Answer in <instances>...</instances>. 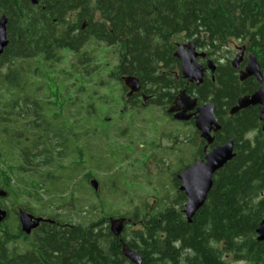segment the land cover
<instances>
[{
  "label": "trees",
  "instance_id": "16d2710c",
  "mask_svg": "<svg viewBox=\"0 0 264 264\" xmlns=\"http://www.w3.org/2000/svg\"><path fill=\"white\" fill-rule=\"evenodd\" d=\"M2 17L7 46L0 55V176L5 155L10 159L19 155L18 171L45 163L47 150L57 146L50 139L57 138L58 125L70 119L67 111L80 114L77 105L87 87L81 69L86 61L79 55L86 43L82 25L95 35L102 20L125 41L134 35L129 45L133 62L123 72L142 82L151 77L167 84L149 59L163 51L169 56V38L179 33L191 37L199 31L211 41L244 35L255 56L264 59V0H39L37 5L30 0H0ZM166 65L173 67L174 62ZM36 89L54 90L59 108L37 101ZM227 89L230 95L236 94L234 82ZM64 92H69V101L64 100ZM247 119L250 125L252 114ZM98 120L88 112L87 124ZM32 131L43 133L44 140L28 135ZM18 141L27 146L22 152ZM37 146L41 151L32 154ZM263 162L261 141L246 156L238 155L216 176L207 202L190 224L182 207L148 215L149 228L131 236L141 250L149 251L147 258L152 262L148 264L175 263V243L192 251L185 264H224L211 246L218 243L234 261L264 264V243L256 241V230L264 219ZM55 168L68 176L74 172L57 162ZM99 239L93 228L85 233L76 228L47 231L29 238L11 224H0V264H80L84 259L85 264H124L120 247L111 248L110 240Z\"/></svg>",
  "mask_w": 264,
  "mask_h": 264
},
{
  "label": "flooded vegetation",
  "instance_id": "af4514ba",
  "mask_svg": "<svg viewBox=\"0 0 264 264\" xmlns=\"http://www.w3.org/2000/svg\"><path fill=\"white\" fill-rule=\"evenodd\" d=\"M101 22L102 20L95 27V35L91 30H87L85 25L81 27L86 43L79 55L86 61L81 69L84 70L82 75L87 87L81 93L77 105L80 114L67 111L70 119L59 124L57 138L50 139L49 143L57 146L47 150L43 156L45 163L30 169L25 166L24 171H18L21 164L18 154L14 159L7 155L3 158L0 208L6 213V218L1 224H11L29 238L47 231L63 232L76 228L85 233L88 228H93L101 242L110 240L111 248L120 247L124 264H132L122 253L124 246L136 253L141 259V264H148L149 251L141 250L140 244L133 242L131 236L149 228L148 215L155 211L184 208L187 197L182 191L183 182L180 176L193 165L203 164L206 157L217 148L232 143L234 157L213 174V186L216 176L238 155L246 156L247 151L253 150L259 141L264 142V116L261 113L263 106H249L233 111L239 99L251 97L261 85L254 76L241 79L250 57L255 58L263 82L264 59L261 61L255 56L244 35L239 38L225 36L223 40L213 41L208 39L206 33L199 31L191 37L184 33L171 35L168 42L171 48L168 50L169 56L164 55L163 51L159 52V56L149 59L157 64L154 68L157 75L168 79L167 84L156 83L151 77L143 82L135 77L138 79L139 89L132 93L126 87L125 79L134 76H129L123 71H129V65L133 62L129 45L135 37L128 35V40L125 41L126 37L119 36L108 24ZM98 30L100 33L97 34ZM190 44L192 47L187 48ZM180 47L182 56L189 61L193 76L199 77V83L184 78L182 64L174 56ZM173 62V67H167V63ZM65 65L67 67L66 63ZM36 82H39L37 78ZM229 82L235 83L237 91L234 95H230L227 89ZM225 87L226 92L220 94ZM35 92L37 101L50 102L59 108L53 97L54 90L36 89ZM64 100H70L69 92ZM66 108L68 109L69 105ZM88 112H93L99 119L98 122L87 124ZM250 114L253 119L250 125H247V116ZM140 126L142 127L137 128ZM143 132H147L148 136L145 137ZM28 135H38L42 137L39 140H44L43 133L38 131H32ZM96 135L102 139L110 137L114 144L121 146L120 157L123 160L130 159L128 150L135 148L136 142L140 143L142 149L133 148V151H140L141 156L134 160V165L129 170L134 175L131 178L137 189L128 190L117 181H105L112 175L111 169L104 172L99 168L92 170L85 167L86 151L95 149L98 145L97 141L93 142ZM18 143L22 152L27 146L21 141ZM37 147L32 154L41 151V147ZM105 154H109V149H106ZM93 158L96 159L95 156ZM56 162L62 167H72L73 175H64L62 170L55 171ZM34 163L37 164L36 161ZM76 163H79L78 168L73 167ZM15 174L27 175L35 181L29 185H21ZM13 177H16L18 182L15 189H12ZM155 178L160 180L156 181ZM92 182L96 184L95 187ZM132 190L144 192L146 196L151 195L152 202L148 204L144 198L136 200ZM260 196L264 197V191ZM25 197L32 202L24 201ZM83 198L89 199L88 208L102 210L99 213V221L92 218L87 220L88 217L84 216L85 210L83 217L76 214L81 221H72V213L68 207L87 208L80 205ZM116 198L121 200L115 201ZM58 205L65 209L66 214L53 210ZM120 206L136 210L141 208L140 215L137 214L133 218L129 214L105 211ZM21 213L32 219L31 224L39 221L37 227L28 235L22 231ZM115 220H122V231L118 237L110 230L111 222ZM129 230L131 232H128ZM103 236L105 237L102 239ZM211 246L219 253L224 264H229L228 259L234 260L231 255L222 253V244ZM174 251L178 256L175 263L168 261L164 264H185L184 259L192 252L182 249L178 243L174 244ZM142 255L146 256L145 260ZM84 262L85 259L80 264H85ZM235 262L233 264H243L240 260Z\"/></svg>",
  "mask_w": 264,
  "mask_h": 264
},
{
  "label": "water",
  "instance_id": "95a60500",
  "mask_svg": "<svg viewBox=\"0 0 264 264\" xmlns=\"http://www.w3.org/2000/svg\"><path fill=\"white\" fill-rule=\"evenodd\" d=\"M33 5H37L39 0H30ZM6 19L2 17L0 19V55L4 48L7 46L6 38ZM191 48L190 44L187 48ZM180 47L174 54L182 64V73L184 78L200 82L199 77H194L192 70L190 69L189 61L184 59L181 53ZM254 76L256 80L261 84L258 91L251 97H243L238 100L237 106L233 111H238L249 106L261 105V113L264 116V82L262 81L257 63L254 57H250L249 64L246 70L242 73L241 79ZM125 85L132 93L137 92L139 89L138 79L135 77H129L125 79ZM201 128V127H199ZM262 131L264 132V117H262ZM234 157L232 153V143L227 144L224 147L217 148L210 153L203 164L198 163L188 168L187 171L180 176L182 180V191H184L187 202L182 210L187 223H191L194 215L203 207L212 187V176L215 172L222 169L229 161ZM92 186H96L95 183H91ZM0 196L2 193L0 192ZM6 213L0 208V224L5 220ZM32 219L24 214H20V223L22 231L25 234H30V231L37 227L39 221H35L31 224ZM122 220H115L111 222V233L118 237L122 231ZM256 241L264 243V219L260 222L258 229L256 230ZM124 257L132 264H141V259L131 251L128 247L124 246L122 249Z\"/></svg>",
  "mask_w": 264,
  "mask_h": 264
},
{
  "label": "rangeland",
  "instance_id": "374dc122",
  "mask_svg": "<svg viewBox=\"0 0 264 264\" xmlns=\"http://www.w3.org/2000/svg\"><path fill=\"white\" fill-rule=\"evenodd\" d=\"M65 66H62V68ZM137 127V128H141ZM145 131V130H144ZM144 136H148L147 132H143ZM99 135H96V138L93 140V142L97 141L98 145H96L95 149L92 150H88L85 153V156H87V161H86V165L85 167L87 169H95V168H99L101 171H108V169L112 170V175L107 177V179L105 181H117L119 184L123 185L126 187V189L131 190V189H137V186L135 185L134 181L132 180V176L133 173H131L129 170L130 168L134 165V160L137 158L139 159L141 156V152H135L133 151V148H131V150H128V152L130 153V159L128 160H123L120 157V148L121 146L114 144V142L112 141V138H108V139H102L97 137ZM136 142L135 143V150H139L142 149V146L139 145L140 143ZM106 149H109V154H105L106 153ZM108 155V156H107ZM95 156L96 159H94L93 157ZM11 165H13L12 162H10ZM4 171V170H3ZM15 176L20 180V184L21 185H29L31 182L35 181L33 178L27 176V175H18L15 174ZM13 177L12 178V189H15L18 185L17 182V178ZM156 181L160 180L158 178H155ZM104 184V181H103ZM28 187V186H27ZM124 189V187H123ZM133 192H131L132 194H134L136 196V200H140L141 198L145 199L146 203H150L152 202L151 200V195L146 196V194L144 192L138 191V190H132ZM24 201H26L28 203L29 198L25 197L23 199ZM83 200V203L80 202V205L82 206H87V208H78V207H68L71 216H72V221L75 222H79L81 221L77 215H81V217H83V212L84 210L86 211V214L84 216L88 217L87 220H90V218H92L94 221H99V213L102 212L101 209L97 210V209H90L88 208L89 206V199L88 198H83L81 199ZM121 198H116L115 201H120ZM32 202V201H31ZM140 210H136L133 208H127L126 206H120V207H115L114 209H106V212H113V213H118V214H129L132 215L134 214H138L140 215V211L141 208H139ZM55 212H60L63 214H66V212L64 211L65 209L62 208L61 205H58L55 209H53ZM77 214V215H76ZM128 232H131V230H129ZM228 263L229 264H233L236 263L234 260H230L228 259Z\"/></svg>",
  "mask_w": 264,
  "mask_h": 264
}]
</instances>
